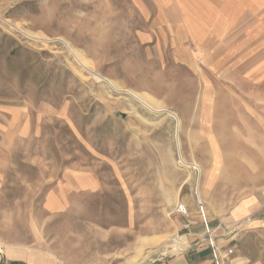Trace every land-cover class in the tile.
<instances>
[{
    "label": "rangeland",
    "instance_id": "rangeland-1",
    "mask_svg": "<svg viewBox=\"0 0 264 264\" xmlns=\"http://www.w3.org/2000/svg\"><path fill=\"white\" fill-rule=\"evenodd\" d=\"M156 3L0 0V250L264 264L263 14Z\"/></svg>",
    "mask_w": 264,
    "mask_h": 264
},
{
    "label": "crops",
    "instance_id": "crops-1",
    "mask_svg": "<svg viewBox=\"0 0 264 264\" xmlns=\"http://www.w3.org/2000/svg\"><path fill=\"white\" fill-rule=\"evenodd\" d=\"M157 1L160 2L159 6L174 8L179 14L181 12V8H203L207 11H210L207 13H210V15L213 14L215 16L216 22L223 21V10L226 7L237 9L246 8L248 14L253 17H256L257 12H259V14L262 13L263 18H258V21H256V18H254V22L256 23L264 20V0H155V8L158 7L156 3ZM183 14V16L186 17L187 11H185ZM251 208V206L244 204L233 211V213H231V216L234 219H239V217H242L243 215L246 216ZM206 225L208 229H212L211 225H213V223L211 221H206ZM203 227L204 226L202 223H196L189 230V238L190 241H194V248L174 257L171 261H159L156 264H215V260L211 255V251L207 249L203 243ZM173 241V247L177 249L178 241L176 239H174ZM148 255H145L143 259H145V257H147ZM0 264H66V262L58 257L54 258L44 254L41 256L35 255L32 253H26L23 249L16 246H6L3 250H0Z\"/></svg>",
    "mask_w": 264,
    "mask_h": 264
},
{
    "label": "built area",
    "instance_id": "built-area-1",
    "mask_svg": "<svg viewBox=\"0 0 264 264\" xmlns=\"http://www.w3.org/2000/svg\"><path fill=\"white\" fill-rule=\"evenodd\" d=\"M176 212L185 219V222L183 223V226L182 228L185 230V231H189L190 228H191V225H192V221L189 219L190 216H189V213L186 209V207L182 204L178 205L177 208H176ZM205 227H206V234L210 237V232L207 225H206V222H205ZM208 237V238H209ZM209 241L211 242L212 240L209 238ZM213 257H214V260H215V264H219V261H218V258H217V255L215 252H213Z\"/></svg>",
    "mask_w": 264,
    "mask_h": 264
},
{
    "label": "bare ground",
    "instance_id": "bare-ground-1",
    "mask_svg": "<svg viewBox=\"0 0 264 264\" xmlns=\"http://www.w3.org/2000/svg\"><path fill=\"white\" fill-rule=\"evenodd\" d=\"M79 62V61H78ZM130 93V92H129ZM130 96L132 97V98H134L136 101H138L139 103H141L142 105H144V106H147L148 108H149V106H148V104H147V101L146 100H144L142 97H140V96H137L136 94H133V93H130ZM150 109V108H149ZM153 111V110H152ZM170 116H172L175 120H176V117H175V115L174 114H172V113H168ZM176 122H177V127H178V120H176ZM179 147V146H178ZM181 160V159H180ZM184 163V162H183ZM192 167H193V169H196L197 170V166L196 165H192ZM177 241H178V239H176ZM149 258V256L148 257H146L145 259H143L142 260V262L144 261V260H147Z\"/></svg>",
    "mask_w": 264,
    "mask_h": 264
}]
</instances>
